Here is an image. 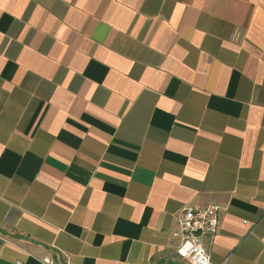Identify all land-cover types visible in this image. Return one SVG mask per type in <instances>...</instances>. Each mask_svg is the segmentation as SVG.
<instances>
[{
	"label": "crops",
	"instance_id": "0c3cea01",
	"mask_svg": "<svg viewBox=\"0 0 264 264\" xmlns=\"http://www.w3.org/2000/svg\"><path fill=\"white\" fill-rule=\"evenodd\" d=\"M264 264V0H0V264Z\"/></svg>",
	"mask_w": 264,
	"mask_h": 264
},
{
	"label": "built area",
	"instance_id": "2783aa9c",
	"mask_svg": "<svg viewBox=\"0 0 264 264\" xmlns=\"http://www.w3.org/2000/svg\"><path fill=\"white\" fill-rule=\"evenodd\" d=\"M221 208L210 204L202 208L184 206L176 218L177 231L172 236L178 241L175 255L185 264H211L209 253L203 243L205 235L215 236L219 226ZM15 264H22L15 262ZM40 264H55L43 258Z\"/></svg>",
	"mask_w": 264,
	"mask_h": 264
}]
</instances>
